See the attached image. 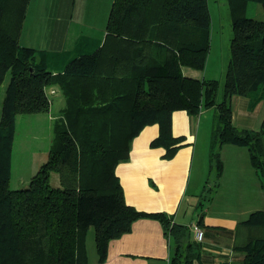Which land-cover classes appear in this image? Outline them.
Wrapping results in <instances>:
<instances>
[{"label": "trees", "instance_id": "1", "mask_svg": "<svg viewBox=\"0 0 264 264\" xmlns=\"http://www.w3.org/2000/svg\"><path fill=\"white\" fill-rule=\"evenodd\" d=\"M252 1L264 8V0H228L233 36L218 100L221 80L183 71L206 66L208 0H114L103 41L81 40L75 52L60 56L20 43L30 0H0V87L11 71L0 114V264H89L91 227L104 261L110 241L144 217L158 219L174 237L171 264H194L200 245L188 238L190 227L128 204L115 167L152 123L160 127L152 146H164L171 158L184 139L173 133V112L199 115L214 108L199 221L220 184L224 145L248 148L264 187V118L258 129L239 127L232 105L234 95L249 96L251 107L264 99V20L247 15ZM53 84L67 104L54 123L49 157L27 186L12 188L16 116L49 111L47 88ZM52 172L59 173L61 186L51 183ZM239 226L244 264H264V209Z\"/></svg>", "mask_w": 264, "mask_h": 264}, {"label": "crops", "instance_id": "2", "mask_svg": "<svg viewBox=\"0 0 264 264\" xmlns=\"http://www.w3.org/2000/svg\"><path fill=\"white\" fill-rule=\"evenodd\" d=\"M110 1L101 0L102 13H97L92 26L97 20H100L98 22L100 26L102 21H105L107 26L114 0L111 6ZM76 6L77 0H74L73 5L72 0H30L19 37L20 43L60 56L75 52L81 40L91 43L102 42L106 28L98 34L95 28L87 32L82 29V31H72ZM183 71L187 76L204 78L202 70L184 66ZM47 92L49 96L52 95L48 112L49 120L52 121H50L52 125L50 137L54 138V123L61 117L67 101L58 84L51 85L50 91ZM61 95L64 97L63 100ZM250 102L249 96H233V120L239 127L258 129L264 118V99L255 107H251ZM55 105L58 107L55 108ZM210 109H203L199 115H192L185 109L173 112V133L184 139L181 147L171 158L165 157L164 146H152V141L160 131L159 124L146 125L133 139L129 158L117 164L115 173L128 204L141 211L167 213L176 223L190 227L188 238L190 236L192 241L200 245V257L194 264H244L245 252L239 248L242 244L243 228L239 223L247 219L251 212L264 209V187L252 165L248 148L234 144L224 145L221 150L224 170L213 198H226L228 206L223 207L219 203L216 207H211L215 204L212 201L210 207L205 209L203 222L199 221L200 197L210 170L209 173L208 170L202 172L200 178L199 171L195 172V180L192 174L195 158L200 163H204L205 154L207 155V146H204L203 150L198 148V144L200 136L204 144L207 143L205 114ZM52 143L53 141L47 148L32 153V157L28 158L30 174H18L19 179L15 189L29 184V179L48 159ZM209 144L210 139L207 144L208 151ZM12 173L11 168V178ZM192 181H201L203 185L201 190L189 193ZM51 183L54 186H61L59 173L52 172ZM189 218L192 220L190 221ZM195 225L204 229V237L201 241L196 237ZM175 249L174 237L166 234L163 224L156 218L144 217L135 220L129 232L110 241L104 261H99L97 249L94 256L89 257L88 254V257L89 264H171Z\"/></svg>", "mask_w": 264, "mask_h": 264}, {"label": "rangeland", "instance_id": "3", "mask_svg": "<svg viewBox=\"0 0 264 264\" xmlns=\"http://www.w3.org/2000/svg\"><path fill=\"white\" fill-rule=\"evenodd\" d=\"M112 1L113 0L110 1V6L112 5ZM73 2L74 0H72V5ZM208 4L212 17V25L210 29V50L207 57L206 66L202 71L204 73L205 78H215L221 80L222 86L218 94V100H221L223 97V79L225 77L226 68L230 59V43L231 38L233 36L232 20L230 15V9L228 6V0H208ZM102 7L103 3L101 2V0H77V6L75 8V19L73 20L74 23L72 26V31L84 30V32H87L89 29L95 28V31L98 34L102 30H104L106 28L105 21H102L101 26L98 23L100 22V20H97V25L95 24L96 26L91 25L94 24L97 13H102ZM71 11H73L72 6ZM247 15L256 19L264 20V8L262 4L255 1L250 2L247 9ZM10 77L11 71L7 73L6 78L4 79V82L0 87V114ZM47 90L50 91V86L47 88ZM50 96L52 95L50 94ZM61 96H59V98ZM63 99L64 97L62 98V100ZM54 107L56 108L58 106L55 105ZM214 114V108H211L205 114V116H207V119L205 120V125L208 140L207 143L204 144V141L202 140L203 138H201L200 136L198 148L204 150V146H207V155L205 154V158L204 155L202 156V159H205L204 163H200V161L195 158L192 174L194 180L195 172L199 171L200 178V175L202 176V172H206L208 170L209 173L210 170V159L207 144L209 143V139L211 136ZM49 119L50 115L48 111L39 113L18 114L16 116V134L14 139V154L12 166L13 173L10 182L11 187H17L16 184H18L19 179L18 174H30V169H28V158L32 157V153L35 151H40L43 148H47L48 144L53 141V138L50 137L52 136V121ZM201 131H203V129ZM31 178L29 179V181L31 180ZM200 182L201 181H192L189 193L190 191L195 192L196 190H201L203 185ZM206 202L207 201H205L206 209L210 207L211 202L215 203L214 206L212 205L211 207H216V205L219 203L222 204L223 207L228 206V200L223 197L222 199L218 197L215 199L213 198L212 200L207 202V204ZM189 220L191 221L192 219L189 218ZM86 242L89 257L94 256V254L96 253V246L93 227H91L88 231Z\"/></svg>", "mask_w": 264, "mask_h": 264}, {"label": "built area", "instance_id": "4", "mask_svg": "<svg viewBox=\"0 0 264 264\" xmlns=\"http://www.w3.org/2000/svg\"><path fill=\"white\" fill-rule=\"evenodd\" d=\"M195 232L197 239L201 241L204 237V229L199 225H195Z\"/></svg>", "mask_w": 264, "mask_h": 264}]
</instances>
